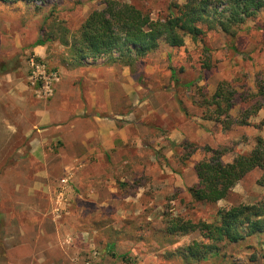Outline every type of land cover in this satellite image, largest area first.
Instances as JSON below:
<instances>
[{
  "label": "rangeland",
  "instance_id": "1",
  "mask_svg": "<svg viewBox=\"0 0 264 264\" xmlns=\"http://www.w3.org/2000/svg\"><path fill=\"white\" fill-rule=\"evenodd\" d=\"M122 1L154 20L165 17L173 2ZM104 8L92 0L0 2V264H264V234L218 243L217 252L198 259L183 253L195 243L213 245L203 233H168L171 218L213 223L220 211L264 200L261 170L216 204L194 202L188 192L198 181L195 165L213 150L230 163L249 153L258 136L264 138V110L250 126L225 131L201 119L195 104L221 82L238 92L234 117L264 103V13L236 38L210 31L182 48L162 45L132 66L108 57L71 64L64 29L72 44L88 16ZM45 33L55 40L36 52L33 45ZM171 70L179 84H172ZM67 72L75 74V83L80 76L93 81L82 88L86 110L88 91L111 92L114 112L133 117L119 120L131 140L146 146L145 152H131L138 154L133 163H107L95 141L85 138L86 156L64 132H46L40 124L37 113L49 109ZM80 123L88 125V117Z\"/></svg>",
  "mask_w": 264,
  "mask_h": 264
},
{
  "label": "trees",
  "instance_id": "2",
  "mask_svg": "<svg viewBox=\"0 0 264 264\" xmlns=\"http://www.w3.org/2000/svg\"><path fill=\"white\" fill-rule=\"evenodd\" d=\"M18 0H0L2 3H16ZM100 1L105 8L93 11L80 27L72 44L65 35L62 43L69 47L71 64H84L87 60L108 57L111 62L132 66L162 45L182 48L186 41L202 40L207 32L220 30L230 38H236L249 20L264 13V0H173L168 14L154 20L150 13L122 0ZM181 1V2H180ZM55 40L54 35L43 34L33 47L45 46ZM114 53L118 54L114 57ZM172 84H179L177 72L171 70ZM193 84L185 85V88ZM173 90V89H172ZM174 91V90H173ZM237 90L232 83L221 82L211 96L202 95L195 102L201 119L211 121L229 131L235 126H250L251 118L264 110V103L258 101L238 117L235 109ZM182 106V102L179 101ZM191 154L197 149L189 143ZM212 157L198 162L194 167L197 183L188 192L194 202L216 204L226 199L233 187L249 173L261 170L259 185L264 191V138L258 136L249 153L236 156L232 162L222 160L223 152L213 150ZM199 230L213 245L193 244L184 249L185 257L206 259L216 250L218 243H240L256 234H264V200L252 205H239L228 211H220L219 220L213 223L169 219L168 233L189 234Z\"/></svg>",
  "mask_w": 264,
  "mask_h": 264
},
{
  "label": "crops",
  "instance_id": "3",
  "mask_svg": "<svg viewBox=\"0 0 264 264\" xmlns=\"http://www.w3.org/2000/svg\"><path fill=\"white\" fill-rule=\"evenodd\" d=\"M40 50L39 47L36 52H41ZM36 54L42 57L39 53ZM74 75V73H66L63 82L59 85L56 97L50 102L49 109L47 108V110L37 113L40 124L42 122L43 125H46V132L49 129H52L55 133L64 132V136L68 140H71V142L75 141L76 145H80L81 151L86 149V154L81 153L79 155L84 156L85 154L87 156L90 144L87 146V143H84L83 140L86 138L87 141H95L93 142L98 151L103 153V156H107V163H133L135 161L134 158L138 154H131V152H145L146 146L144 147V143L141 140H136L135 142L131 140L130 136L125 132L126 128H123L124 125L119 122L123 118L128 122L132 121L134 119H130V117H133L128 114L122 116L114 112L111 107V92L97 94L88 91L86 96H84L88 100L89 106V110H86V106L80 103L83 93L82 88L90 86L93 81L90 79L83 80V77L80 76L78 82L75 83L77 77L73 79ZM97 81L99 84L104 83L100 79ZM98 107H100L99 111H97ZM85 116L89 119L88 125L80 123V120ZM113 117L116 119L110 121ZM79 123L82 127H79ZM140 123V125L145 124L143 121ZM73 133H83V139L79 135L73 137Z\"/></svg>",
  "mask_w": 264,
  "mask_h": 264
}]
</instances>
